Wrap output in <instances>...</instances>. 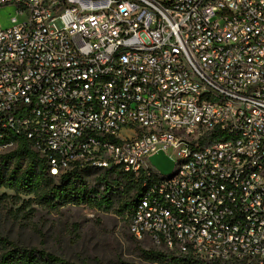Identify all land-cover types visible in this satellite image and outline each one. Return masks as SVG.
Returning a JSON list of instances; mask_svg holds the SVG:
<instances>
[{
  "label": "built area",
  "instance_id": "1",
  "mask_svg": "<svg viewBox=\"0 0 264 264\" xmlns=\"http://www.w3.org/2000/svg\"><path fill=\"white\" fill-rule=\"evenodd\" d=\"M5 6L16 13L0 23V152L19 135L56 177L145 175L137 239L264 264V0ZM160 150L170 174L150 161Z\"/></svg>",
  "mask_w": 264,
  "mask_h": 264
},
{
  "label": "rangeland",
  "instance_id": "2",
  "mask_svg": "<svg viewBox=\"0 0 264 264\" xmlns=\"http://www.w3.org/2000/svg\"><path fill=\"white\" fill-rule=\"evenodd\" d=\"M15 13L12 6L1 7L0 23L11 25ZM14 162L9 165L10 169ZM26 162L24 159V167ZM123 175L120 170L84 171L74 179L76 186L92 190L100 204H65L57 209L43 206L33 195L1 186L0 235L77 264H176L169 259V249L155 245L149 238L137 239L130 233L126 204L134 189L131 190L133 182H127ZM55 180L59 183V179ZM105 194L110 197V203L102 198ZM2 252L0 246V255ZM198 263L221 264L208 260Z\"/></svg>",
  "mask_w": 264,
  "mask_h": 264
},
{
  "label": "trees",
  "instance_id": "3",
  "mask_svg": "<svg viewBox=\"0 0 264 264\" xmlns=\"http://www.w3.org/2000/svg\"><path fill=\"white\" fill-rule=\"evenodd\" d=\"M13 140L17 144L14 149L0 152V187L7 186L19 193L33 195V198L39 200L40 204L52 209H57L65 204H100L97 203L98 199L92 190L81 189L76 186L74 181L76 177L88 170L79 171L76 169L56 177L49 173L47 160L32 148L28 138L16 135ZM24 159H27L25 167L23 166ZM13 160H15L14 167L10 169L9 165ZM105 170L118 169L108 168ZM120 172L124 173L123 176L127 182H133L131 190L134 189V193L126 204L131 218L134 207L144 190L145 175H134L122 170ZM56 178L59 179V183H56ZM105 191L106 193L109 191V186L105 188ZM102 198L110 203V197L107 194ZM0 246L3 249L0 255V264H77L45 249L22 246L7 237H1V235ZM170 252L169 259L176 264H199L198 262L205 260L192 253H178L172 250ZM208 261L231 264L230 261L219 259Z\"/></svg>",
  "mask_w": 264,
  "mask_h": 264
},
{
  "label": "water",
  "instance_id": "4",
  "mask_svg": "<svg viewBox=\"0 0 264 264\" xmlns=\"http://www.w3.org/2000/svg\"><path fill=\"white\" fill-rule=\"evenodd\" d=\"M150 161L162 174L165 175L170 174L175 166L174 160L168 156L164 150H160L150 156Z\"/></svg>",
  "mask_w": 264,
  "mask_h": 264
}]
</instances>
